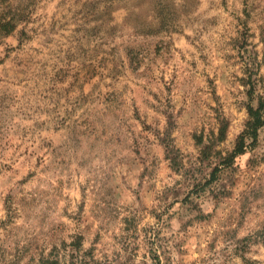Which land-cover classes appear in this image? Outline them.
Masks as SVG:
<instances>
[{
    "label": "rangeland",
    "instance_id": "1",
    "mask_svg": "<svg viewBox=\"0 0 264 264\" xmlns=\"http://www.w3.org/2000/svg\"><path fill=\"white\" fill-rule=\"evenodd\" d=\"M261 96L264 0H0V264H264Z\"/></svg>",
    "mask_w": 264,
    "mask_h": 264
},
{
    "label": "trees",
    "instance_id": "2",
    "mask_svg": "<svg viewBox=\"0 0 264 264\" xmlns=\"http://www.w3.org/2000/svg\"><path fill=\"white\" fill-rule=\"evenodd\" d=\"M262 125H264V97L261 96L258 98L257 105L248 106V119L243 130L237 136L235 147L225 156L224 162H228L233 155L244 152L248 145L245 143L246 140L250 145L254 144L258 137V130Z\"/></svg>",
    "mask_w": 264,
    "mask_h": 264
}]
</instances>
